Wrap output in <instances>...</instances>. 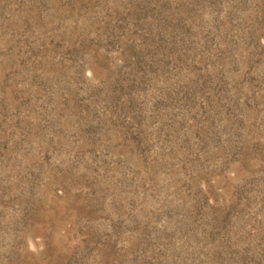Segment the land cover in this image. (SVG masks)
Masks as SVG:
<instances>
[{
    "label": "rangeland",
    "instance_id": "1",
    "mask_svg": "<svg viewBox=\"0 0 264 264\" xmlns=\"http://www.w3.org/2000/svg\"><path fill=\"white\" fill-rule=\"evenodd\" d=\"M0 264H264V0H0Z\"/></svg>",
    "mask_w": 264,
    "mask_h": 264
}]
</instances>
